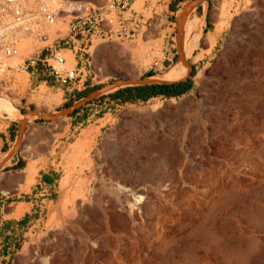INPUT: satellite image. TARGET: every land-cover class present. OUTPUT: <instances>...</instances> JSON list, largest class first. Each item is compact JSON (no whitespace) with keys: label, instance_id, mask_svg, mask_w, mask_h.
<instances>
[{"label":"rangeland","instance_id":"rangeland-1","mask_svg":"<svg viewBox=\"0 0 264 264\" xmlns=\"http://www.w3.org/2000/svg\"><path fill=\"white\" fill-rule=\"evenodd\" d=\"M166 1L142 41L94 46L80 99L16 76L34 102L12 100L24 171L61 179L53 215L31 232H0V264H264V0ZM185 1L202 25L183 57L189 87L110 97L184 73L175 23ZM73 105L70 126L73 111H60Z\"/></svg>","mask_w":264,"mask_h":264},{"label":"built area","instance_id":"built-area-1","mask_svg":"<svg viewBox=\"0 0 264 264\" xmlns=\"http://www.w3.org/2000/svg\"><path fill=\"white\" fill-rule=\"evenodd\" d=\"M165 2L0 0V135L17 121L11 108L21 115L12 104L20 96L18 74L44 87L75 85L95 45L142 41Z\"/></svg>","mask_w":264,"mask_h":264},{"label":"crops","instance_id":"crops-1","mask_svg":"<svg viewBox=\"0 0 264 264\" xmlns=\"http://www.w3.org/2000/svg\"><path fill=\"white\" fill-rule=\"evenodd\" d=\"M171 1L169 0V3ZM178 3L180 1L174 6ZM28 77L35 81L33 76ZM51 88L63 101H75L84 95V90H81L84 86L79 88L78 85L54 84ZM29 98L19 96L21 108L34 103L27 102ZM80 111L81 108L78 107L69 114L70 126L79 124L77 120L80 119ZM14 127L16 125L11 124L7 132L0 135V232H31L33 225L55 213L61 175L57 169L37 171L31 175L24 171V158L18 149L14 148L17 141V131L13 130ZM9 166L11 168L6 170ZM38 166L40 163H35V168Z\"/></svg>","mask_w":264,"mask_h":264},{"label":"bare ground","instance_id":"bare-ground-1","mask_svg":"<svg viewBox=\"0 0 264 264\" xmlns=\"http://www.w3.org/2000/svg\"><path fill=\"white\" fill-rule=\"evenodd\" d=\"M186 2V1H185ZM187 3V2H186ZM182 4L179 9L177 10L176 12V27L178 28L177 30H179L180 32V44H181V50H182V54L183 56L181 57V61L179 62V65H178V69H182L184 68V73L183 74H180L177 73V74H172L170 73V75L168 76H164L165 79H162L160 77H157V76H154L150 79L152 80H157V81H164V82H167V81H172V80H176V79H179V78H182L184 75H186V72L189 71L188 70V66L186 64V60L184 58L187 57V50L189 52V48H190V43L192 44V49L195 47L196 45V42H195V38L196 36L194 35L193 36V33L194 31H196L197 29H200V26L201 25V19L200 20H196L195 19V24H194V4ZM190 3V2H189ZM196 3H198L196 1ZM197 5V4H195ZM199 31V30H198ZM219 33V31H216L215 32V36H217ZM196 34V33H195ZM208 40L210 41H213V37L211 35H209L207 37ZM184 49V51H183ZM184 57V58H183ZM183 70V69H182ZM10 113H14V110L11 108L10 109ZM142 201V198L141 197H135L133 199V202H132V206L134 207V205H137L139 203H141ZM130 205V204H129ZM131 206V207H132Z\"/></svg>","mask_w":264,"mask_h":264},{"label":"trees","instance_id":"trees-1","mask_svg":"<svg viewBox=\"0 0 264 264\" xmlns=\"http://www.w3.org/2000/svg\"><path fill=\"white\" fill-rule=\"evenodd\" d=\"M181 0H172L168 4L170 10H174V4ZM176 11V10H175ZM190 85L187 79L177 82L160 83L152 85H135L117 88L110 93V97L118 98L119 100L141 99L144 100L149 96L162 94L164 96H173L185 91Z\"/></svg>","mask_w":264,"mask_h":264},{"label":"water","instance_id":"water-1","mask_svg":"<svg viewBox=\"0 0 264 264\" xmlns=\"http://www.w3.org/2000/svg\"><path fill=\"white\" fill-rule=\"evenodd\" d=\"M186 4H188V3H186ZM180 80H184V77L179 78L178 80L168 81V82H159V81L152 80V79H135V80H132L129 84H131V86H135V85H152V84H160V83L177 82V81H180ZM107 88H109V86H105V87H103V88H101L99 90L93 91L89 96H87L85 99H83L80 103H82V102L94 97L96 94H98L101 91H104ZM80 103H78V104H80ZM77 105H73V106H71L69 108H65V109L61 110L60 113L65 114V113H68L70 111H73V109L76 108Z\"/></svg>","mask_w":264,"mask_h":264}]
</instances>
